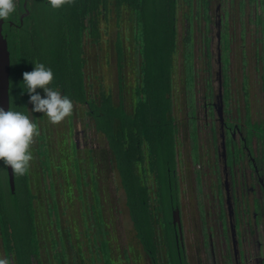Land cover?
<instances>
[{
	"label": "rangeland",
	"instance_id": "rangeland-1",
	"mask_svg": "<svg viewBox=\"0 0 264 264\" xmlns=\"http://www.w3.org/2000/svg\"><path fill=\"white\" fill-rule=\"evenodd\" d=\"M219 4L221 10L216 12ZM222 13H226V32L230 44L227 73L230 96L227 109L230 117L232 121L236 118L241 122L244 120L245 102L242 88L244 78L251 121L255 123L263 121L264 93L261 90V69L257 60L260 51V44L257 41L259 31L253 22L254 11L248 0H210L209 24L204 20L202 10L197 8L196 4L190 9L180 1L176 15L177 52L174 58L171 116L178 129L176 175L180 180L181 219L188 233L195 225L200 226L199 216L195 214L198 192L205 196L203 202L208 212L206 225L212 228L213 233L218 230L216 205L211 197L214 187L213 145L209 119H206V111L202 105L206 101L205 83L209 77L213 92L215 96L218 95L215 21L217 15ZM187 16L192 19L193 63L196 74L198 144L196 166L190 157L191 141L187 124L189 111L183 83V38L188 25ZM98 25L99 42L95 44L89 39L84 40V76L87 92L90 98L97 100L100 91H103L111 96L115 105L117 104L118 73L115 42L119 39L123 48L121 75L124 107L128 114H132L140 63L133 42L132 13L128 8H121L117 14L114 7L110 6L106 15L99 17ZM206 29H209V34ZM206 36L211 40L209 59L205 55ZM261 60L264 72V56ZM207 62L211 65L210 76ZM262 82L264 86V73ZM38 92L44 95L42 89H38ZM215 96L213 102L216 103ZM73 105L72 114L58 124L51 123L43 113H38L36 121L38 135L34 137L32 145L34 158L30 162L29 179L34 195L39 260L41 264H110V257L112 264H143L141 248L128 215L125 194L113 155L104 137L94 130L86 106L77 103ZM214 115L216 116L215 112ZM248 120V117L245 118L246 123ZM190 125L193 131L192 120ZM215 128L217 135L218 125ZM248 129L246 126L247 134ZM253 150L256 156L263 155L264 141L254 140ZM195 170L199 172L198 184L194 181ZM248 219L251 231L256 230L259 233L264 231V218L254 229L250 205ZM244 225L246 224H241L242 229ZM187 236L191 238L190 235ZM251 236V239L255 240V244L249 246L252 253L255 251L256 246L254 248L253 246L257 245L258 238L252 234ZM160 256L162 258V253ZM0 258H3L1 244ZM194 259L195 256L191 255L190 263H194ZM144 264L148 263L144 261Z\"/></svg>",
	"mask_w": 264,
	"mask_h": 264
},
{
	"label": "trees",
	"instance_id": "trees-1",
	"mask_svg": "<svg viewBox=\"0 0 264 264\" xmlns=\"http://www.w3.org/2000/svg\"><path fill=\"white\" fill-rule=\"evenodd\" d=\"M180 1L190 9L196 4L206 14V0H74L60 9L52 8L49 0H27L24 9V0H18L13 19L2 24L10 59L9 109L23 112L36 123L39 114L31 112L23 73L32 71L37 63L52 69L54 80L50 86L73 103L86 106L95 130L105 138L136 236L152 253L158 223L153 205L162 216L161 225L171 227L170 207L163 200L171 195L167 181L175 168L177 128L171 114ZM110 6L117 14L121 8L132 13L133 42L140 62L132 114L124 107L123 48L119 39L115 42L117 104L103 91L97 100L90 98L86 89L84 40L99 42V17L105 16ZM25 10L28 14L20 23ZM191 20L190 16L186 17L188 29L183 38L182 59L184 87L190 92L193 88ZM148 173L157 189L155 199L147 185ZM13 181L11 192L6 167L0 161V233L4 256L8 264H40L29 170L23 176L13 175Z\"/></svg>",
	"mask_w": 264,
	"mask_h": 264
},
{
	"label": "flooded vegetation",
	"instance_id": "flooded-vegetation-1",
	"mask_svg": "<svg viewBox=\"0 0 264 264\" xmlns=\"http://www.w3.org/2000/svg\"><path fill=\"white\" fill-rule=\"evenodd\" d=\"M248 3L253 8V22L259 31V38L257 41L260 44V51L257 54V60L260 63L261 90L264 93V86L262 82L264 72L263 61L261 60L262 56H264V35L262 34V27L264 25V4L261 0H248ZM209 6L210 0H206V14H204L203 8L200 7L204 20L207 24L210 22ZM241 9H243V5H241ZM220 10L221 6L219 4L216 7V12H219ZM215 26L217 31L216 63L218 66L217 83L219 90L218 95L215 96L211 79L209 77V80H207L205 83L206 94L204 99L206 101L203 102L202 106L206 111V119H209L211 144L213 145L212 155L214 164L212 165V174L214 179V187L211 197L214 199L216 205V221L218 230L214 229L216 233H213L212 228L206 225L208 212H206L205 203L203 202V198H205V196L201 192H198L196 195L197 202L195 205V214L196 216H199L198 219L200 226L195 225L189 233L184 229L180 210V180L176 175L177 129V134L175 137V168L172 172V177L167 181L169 187L171 188V195L167 197V199L163 200L164 202H167L170 207L169 223L171 227L164 228V226L161 225L162 216L159 210L156 209V205H153L155 210L154 213L156 214V219L158 221L154 230L153 240L155 252L153 253L151 250L145 249L144 245H142L137 238L136 232L133 228L135 237L141 248L143 264L144 261H146L148 264H264V231L259 233L258 231L254 230L258 226V222L264 218V154L256 156L253 150L254 140L259 142L264 141V102L263 121L261 123L252 122L250 118V109L248 108L246 80L243 78L242 88L245 102L244 120L241 122L240 119L236 118L234 121H232L230 113L227 109L230 98L227 79L230 44L229 36L226 32V13L217 15ZM190 28L192 30L191 37L193 48L192 20ZM206 32L209 34V29H206ZM186 33L187 32L185 31L184 37ZM210 42V38L206 36L205 55L208 59L210 58ZM206 65L208 74L210 76L211 65L209 62H207ZM195 77L196 74L193 63V88L191 92L185 90V94L187 97L186 105L188 106L189 111V116L187 115V124L189 127V139L191 141L190 157L194 166L198 164ZM214 96L217 100L216 103L218 104L213 102ZM219 108H221V115L218 114ZM214 112L216 116L214 115ZM247 117L249 118L248 123L245 121V118ZM191 120L193 123V131L190 129ZM174 124L177 128L175 121ZM216 125H218L219 129V134L217 135V129L215 128ZM246 126L249 127L247 130L249 132L248 134L246 132ZM93 127L95 130L94 123ZM218 140L219 142L217 143ZM194 177L195 183H200L199 172L196 171ZM146 180L148 187L151 189V194L154 195L155 199V192H157V189L155 187L154 178L148 173ZM249 205L252 212L254 231H251V227L249 226ZM176 218L178 219V222ZM243 223H245L247 226L244 225L242 229L241 224ZM251 234L258 238L256 239L257 245L253 246V248L256 246L255 251L253 250L252 253L249 249V246L255 244V240L254 238L251 239ZM187 235H190L191 238ZM0 244L3 258H5L1 233ZM106 246L108 248L107 243ZM161 253L162 258L160 256ZM191 255L195 256L194 263H190ZM109 262L112 264L110 257Z\"/></svg>",
	"mask_w": 264,
	"mask_h": 264
},
{
	"label": "clouds",
	"instance_id": "clouds-1",
	"mask_svg": "<svg viewBox=\"0 0 264 264\" xmlns=\"http://www.w3.org/2000/svg\"><path fill=\"white\" fill-rule=\"evenodd\" d=\"M74 3V0H49L54 9ZM18 0H0V20L11 21L17 12ZM54 73L43 63L34 64L30 72L23 73V84L29 94L31 112L43 113L53 124L62 122L73 112L72 100L52 87ZM38 89H42V96ZM38 135L36 123L23 112L0 107V161L10 167L13 175L23 176L33 160L32 145ZM0 264H8L6 258H0Z\"/></svg>",
	"mask_w": 264,
	"mask_h": 264
},
{
	"label": "water",
	"instance_id": "water-1",
	"mask_svg": "<svg viewBox=\"0 0 264 264\" xmlns=\"http://www.w3.org/2000/svg\"><path fill=\"white\" fill-rule=\"evenodd\" d=\"M26 5H27V0H24L23 2L24 9L26 8ZM27 14H28V11L25 10L24 14L21 15L19 18L20 23H22V19L26 17ZM2 24H3V21L0 20V107L4 108V110L7 111L9 110L8 89H9V75H10V59H9L7 41L2 34ZM218 114L221 115V108L218 109ZM6 172H7L10 190L11 192H13L14 181H13V173L10 167H6ZM177 222H178V219H177Z\"/></svg>",
	"mask_w": 264,
	"mask_h": 264
}]
</instances>
